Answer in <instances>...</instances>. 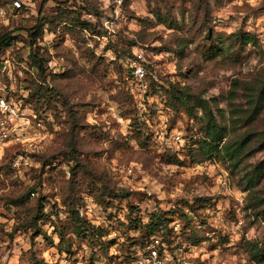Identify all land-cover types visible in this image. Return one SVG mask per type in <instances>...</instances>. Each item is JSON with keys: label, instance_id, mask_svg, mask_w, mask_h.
Segmentation results:
<instances>
[{"label": "rangeland", "instance_id": "rangeland-1", "mask_svg": "<svg viewBox=\"0 0 264 264\" xmlns=\"http://www.w3.org/2000/svg\"><path fill=\"white\" fill-rule=\"evenodd\" d=\"M258 32L264 0H0V96L25 113L0 135V264H253L244 172L197 162L180 98L227 124Z\"/></svg>", "mask_w": 264, "mask_h": 264}, {"label": "trees", "instance_id": "trees-1", "mask_svg": "<svg viewBox=\"0 0 264 264\" xmlns=\"http://www.w3.org/2000/svg\"><path fill=\"white\" fill-rule=\"evenodd\" d=\"M34 30L36 38L44 34L41 27ZM211 35L209 33L208 36ZM259 35L260 32L254 35L243 33L242 37L246 42L258 43L262 42ZM180 101L186 106L194 104L187 109L195 108L202 113L201 118L191 114L194 119L198 118L201 134L194 149V158L198 163L222 159L229 164V169L243 171L251 208L264 219V68L249 78L232 82L228 94L227 124L219 123L210 105L204 101L196 102L186 95L181 96ZM258 155L263 156L262 160L251 162ZM158 224L152 228V234L159 230ZM248 249L253 264H264V244L249 243Z\"/></svg>", "mask_w": 264, "mask_h": 264}, {"label": "built area", "instance_id": "built-area-1", "mask_svg": "<svg viewBox=\"0 0 264 264\" xmlns=\"http://www.w3.org/2000/svg\"><path fill=\"white\" fill-rule=\"evenodd\" d=\"M259 38L264 42V32H261ZM134 76L141 82L146 78V72L144 68L140 66L135 67ZM25 120V113L21 111L17 105L10 103L6 98L0 96V135L2 139L9 140L14 139L20 141L19 133L17 130L20 128L19 121ZM14 134V135H13ZM13 137V138H12ZM152 264H161L162 259L156 248L150 249L148 258L146 259ZM139 264H144L140 262Z\"/></svg>", "mask_w": 264, "mask_h": 264}]
</instances>
